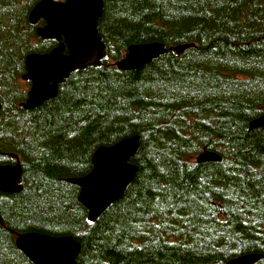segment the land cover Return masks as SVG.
<instances>
[{
  "label": "trees",
  "instance_id": "trees-1",
  "mask_svg": "<svg viewBox=\"0 0 264 264\" xmlns=\"http://www.w3.org/2000/svg\"><path fill=\"white\" fill-rule=\"evenodd\" d=\"M40 0H0V166L22 169L0 192V264H32L24 233L72 237L76 264H264V0H103L105 58L72 72L54 99L26 110L25 58L57 46L29 14ZM168 51L135 71L132 45ZM138 137L136 173L94 222L67 182L100 147ZM220 161L198 163L201 153Z\"/></svg>",
  "mask_w": 264,
  "mask_h": 264
},
{
  "label": "water",
  "instance_id": "water-1",
  "mask_svg": "<svg viewBox=\"0 0 264 264\" xmlns=\"http://www.w3.org/2000/svg\"><path fill=\"white\" fill-rule=\"evenodd\" d=\"M102 9L103 0H40L32 8L30 23L35 25L40 20L44 22L43 26L36 29L37 36L43 40H55L58 45L49 53H33L25 58L26 73L23 80L30 82V89L23 104L24 109H36L44 102L54 99L58 86L72 72L100 66L105 58L104 45L97 33V22ZM191 46L193 44L177 45L168 50L158 42L132 45L114 66L121 71H135L168 51L181 54ZM139 49H147L148 52L142 57L136 56ZM53 51H57L68 61L66 66H62L64 68L58 69L46 60L41 61ZM262 127L264 112L250 123V129ZM138 141V137L134 136L112 146L98 148L92 157V170L82 177L67 180L79 188L78 201L87 210L89 222L96 221L110 205L118 201L133 180L137 169L131 159L138 150ZM11 157L15 164L0 166V192L14 194L21 191L22 169L18 157ZM196 161L219 162L220 159L215 153L205 152L198 155ZM122 172H127L125 178L122 177ZM104 186L107 187L105 191ZM15 244L32 264H76L80 251L79 243L72 237H51L40 233L20 234ZM262 257L259 254H249L227 264H255Z\"/></svg>",
  "mask_w": 264,
  "mask_h": 264
},
{
  "label": "bare ground",
  "instance_id": "bare-ground-1",
  "mask_svg": "<svg viewBox=\"0 0 264 264\" xmlns=\"http://www.w3.org/2000/svg\"><path fill=\"white\" fill-rule=\"evenodd\" d=\"M62 21V20H61ZM58 43V42H57ZM58 45V44H57ZM54 49V48H53ZM52 49V50H53ZM136 52V51H134ZM148 52V50H140L139 49V52L137 53L136 56H141L142 55H145L146 53ZM49 53V52H48ZM132 56V55H131ZM133 56H135V53L133 54ZM43 60H46V62H49V64H51L52 66L58 68V69H62L64 67L62 66H66L68 64V61L64 58H62L59 53L57 51H53L49 54V57L47 58H43L41 59V61L43 62ZM112 166V165H111ZM110 168V167H109ZM108 168V169H109ZM115 168V167H114ZM120 168V167H119ZM119 172V171H118ZM107 176V175H106ZM127 176V172H122V177L125 178ZM114 177V176H113ZM120 183V182H119ZM118 184V183H117ZM108 185V184H107ZM114 185V184H113ZM106 186V185H105ZM104 186V191L107 189V187ZM118 186V185H117ZM114 187V186H113ZM115 188V187H114ZM102 190V189H101ZM116 190V189H115Z\"/></svg>",
  "mask_w": 264,
  "mask_h": 264
},
{
  "label": "rangeland",
  "instance_id": "rangeland-1",
  "mask_svg": "<svg viewBox=\"0 0 264 264\" xmlns=\"http://www.w3.org/2000/svg\"><path fill=\"white\" fill-rule=\"evenodd\" d=\"M259 261V260H258Z\"/></svg>",
  "mask_w": 264,
  "mask_h": 264
}]
</instances>
